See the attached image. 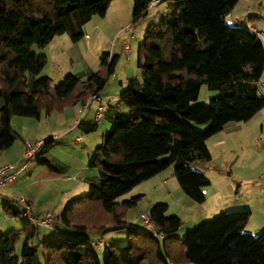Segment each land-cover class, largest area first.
I'll use <instances>...</instances> for the list:
<instances>
[{
  "label": "trees",
  "instance_id": "16d2710c",
  "mask_svg": "<svg viewBox=\"0 0 264 264\" xmlns=\"http://www.w3.org/2000/svg\"><path fill=\"white\" fill-rule=\"evenodd\" d=\"M151 1L132 0L133 23L147 15ZM238 1L158 0L165 2V11L146 28L137 48L140 85L120 96L128 111L113 113L111 127L93 151L91 165L98 166L102 180L67 200L55 215L63 229L81 234L127 228V243L105 246L100 260L90 238L62 233L55 222L52 234L33 243L38 228L23 221L20 248L18 232L0 233V264H264V228L244 231L249 210L222 212L178 239L182 222L166 214L167 203L156 202L148 210L153 224L148 232L124 220L141 195L117 200L173 165L181 190L203 202L202 188L210 181L191 165L211 159L206 140L264 108L258 88L264 45L248 26L225 20ZM110 2L0 0V151L13 143V115L38 118L42 111H61L103 89L117 55L102 53L98 70L84 78L66 73L52 84L40 75L46 57L31 48H43L61 34L79 41L85 23L93 15L104 16ZM202 84L220 95L207 105L193 104Z\"/></svg>",
  "mask_w": 264,
  "mask_h": 264
},
{
  "label": "rangeland",
  "instance_id": "374dc122",
  "mask_svg": "<svg viewBox=\"0 0 264 264\" xmlns=\"http://www.w3.org/2000/svg\"><path fill=\"white\" fill-rule=\"evenodd\" d=\"M252 1L251 4L240 2L235 8L234 11L237 20L241 21L245 26L251 25L255 27L258 32L264 34V0ZM253 5H255V8ZM257 5H259L258 8H256ZM132 8V0H111L104 16L93 15L91 17H94L93 20L90 23L89 20L84 25V30L87 31L90 26L95 25V19L103 21L101 24L97 25L98 27H94L97 37L90 38L89 49L85 51V53L88 62L97 68L96 70L100 68V56L102 53L117 55L118 60L114 69V72L116 71V76L112 78V80L110 79V81L114 79V82L109 86L111 89L118 87L117 80L123 77L124 73H128L131 77L134 76L135 73H140L137 66L138 45L143 40L146 28L150 24L158 22L160 11L165 9V2H159L156 6L149 8L147 15L135 23L132 22ZM248 14H252V16H250L252 18L251 20L256 21H248L250 18ZM244 16H248L249 18L247 17L244 19ZM257 16L259 17L257 18ZM231 18L229 14L226 20L230 22ZM122 41L129 47L128 52L124 49V46L121 45ZM31 50L37 54H47V51L45 52L42 48L36 46H33ZM59 63H62L63 68L66 67L67 69H69L73 63H76L74 71H68L75 74H78L77 72H79L82 66L81 62L78 60L73 63L70 61L63 62L62 57H58L54 61H48L43 71L50 74L52 83L54 84L60 80L56 79V76L61 74L62 69V67L58 66ZM68 72L66 71V73ZM114 72L108 76L107 81ZM258 84L260 93H263L264 71ZM219 95V90L210 89L206 84H202L197 99L193 104L207 105L210 98ZM198 127L202 128L203 125H198ZM14 128L16 129V127ZM206 145L211 154V159L209 161H197L191 165L193 168L202 171L210 181L209 185L202 188L205 198L203 202L198 203L193 201L180 190L181 188L173 174V165H170L165 169V172H163L165 176L172 174V176L167 178V181H169L167 186L159 189V187L151 188L146 184L139 183L117 198L118 201H122L139 194L141 195L136 205L126 209L124 220L133 224L137 229L146 231V225L140 219V214L148 213L150 207L156 202H164L168 205L166 214L177 215L181 219L182 224L175 233L178 239H182L189 230H192L201 222L229 210L251 211L245 227L246 230L244 231L251 232L248 230H253L251 233L255 234L263 229L264 227L261 226L264 224V109L248 122L229 123L224 129L210 136L206 140ZM92 167L95 169L98 166ZM170 181H172L174 185H176V189H179L178 191L182 193L181 197L170 185ZM166 193L170 194L167 195ZM41 196L51 197L52 195L50 194V190L46 188V191L43 192ZM185 199L191 201L190 203L192 205L186 203ZM229 201H231V203H228ZM232 202L240 205H230V209H223V206L232 204ZM48 205L49 204H47V206ZM36 207V213L48 211L56 215L60 214L62 210V207L54 209L40 206ZM14 223H17L15 228H19V224H21V227L24 226L23 221L17 216L13 217L10 214L7 215L2 206H0V230L5 229L4 232H7L8 228L14 227ZM56 226L59 227L62 233L64 232L67 235L86 236L85 233L81 234L65 230L57 222ZM147 229L148 232L153 230L148 227ZM16 230L17 229L14 231L18 232ZM53 232V229L38 228V234L33 239V243H37L45 238L46 235L52 234ZM88 232V238L90 239L95 240L98 238L97 236H99L95 231ZM18 233L20 239L16 243V246L20 248L19 245L22 242L23 236L21 235L22 231ZM128 233L127 228L119 230L110 229L105 232L102 239L108 243V246L113 244L122 246L128 241ZM104 249L105 246L95 248L100 260L103 258Z\"/></svg>",
  "mask_w": 264,
  "mask_h": 264
},
{
  "label": "crops",
  "instance_id": "0c3cea01",
  "mask_svg": "<svg viewBox=\"0 0 264 264\" xmlns=\"http://www.w3.org/2000/svg\"><path fill=\"white\" fill-rule=\"evenodd\" d=\"M240 2H247L248 4H251L253 1L239 0L230 13L232 17L230 22L225 19L227 23L245 26V24H242L241 21L237 20L236 13L234 11ZM253 7L255 8V5H253ZM258 7L259 5L256 6V8ZM164 11L165 9L160 11V17ZM248 16L250 17L252 14H248ZM248 16H244V19ZM258 17L259 16H257V18ZM93 18L90 19L89 23L93 20ZM251 19L252 18L250 17L248 21H252ZM94 22V26H90L87 31L85 30L86 36L84 35L82 39L77 42H72L67 34L54 36L51 41L42 48L45 52L47 51V54L44 55L46 57V64L43 69L47 66L48 61H54L56 58L62 57L63 62L70 61L73 63L77 60L81 62L82 66L79 69V72H77V75L82 78L86 77L90 71L96 70L97 68L88 62L85 53V51L89 49L90 38L97 37V35H95L94 27H98L97 25L101 24L103 21L95 19ZM248 27L251 29L255 28L251 25ZM262 42L264 45V41ZM58 66L62 67L61 74H58L56 76L57 78L55 77L59 80L66 74V71H74L76 63H73L69 69L66 67L63 68L62 63H59ZM42 71L40 72V75L49 76L52 80L50 74H47L44 71L42 73ZM115 72L111 77H109V80L99 92L101 100L103 103L107 104V108L98 124L94 121V115L97 107V103L95 101L89 104L76 125L74 124V120L76 119V111L78 107L83 103L81 101L65 106L61 111H53L50 114H45L42 111L38 118L26 116L17 117V115H13L11 117V128L14 132V140L11 146L0 151V166L10 163L15 165L16 169L15 178L11 182L6 183L0 189V206H2L7 215H9L10 212L8 213L5 210V207L9 208V211H18L20 209L18 201L20 197L24 198L34 209H37L36 206L43 208L48 207L51 209L58 207L61 208L63 207L62 205H64V203L70 198L86 194L91 183L101 182L102 179L100 169H93L91 165L94 148L100 144L102 133L111 127L113 113L117 111H128L127 108L120 103V96L129 87L137 88L140 85V73H135L132 77L128 73H124L123 77L117 80L118 87L111 89L109 86H111L114 82V79L113 81H110V79L112 80V78L116 76ZM262 92L263 93L261 94L264 95V91ZM262 109L255 113L251 118L259 114ZM249 120L245 122H248ZM14 127H16V129ZM49 136L51 137L50 140L44 145V147L41 148L37 158L34 161L23 164L22 150L24 144L26 142L43 140ZM40 160H44V162H39ZM163 172H165V170L141 182L140 184H146L151 188L159 187V189H162L164 186H167L169 182L167 181V178L172 176V174L165 176ZM170 182V185L181 197L182 193L178 191L179 189H176L177 187L172 181ZM46 188L50 190V194L52 195L51 197L41 196L43 195V192L46 191ZM166 194L169 195L170 193ZM185 202L192 205L190 203L191 201H187L185 199ZM228 203H231V201ZM47 204L49 205L47 206ZM230 205L236 206L240 204L232 202V204L223 206V209H230ZM10 215L13 217L17 216L13 214ZM246 224L247 221L245 222L244 230H246ZM13 225L14 227L12 226L11 228H8L7 231H14L17 229L16 231L21 232L23 230L24 226L21 227V224H19V228H15L17 223H14ZM261 227H264V224H262ZM145 230L148 231L146 226ZM4 231L5 229H2L0 230V233H4ZM248 231L252 232L253 230ZM95 232L99 234V236H97L98 238L95 240L104 241L102 237L105 235L106 231ZM88 233L89 232L85 233L87 237ZM49 235L50 234L45 237H48Z\"/></svg>",
  "mask_w": 264,
  "mask_h": 264
},
{
  "label": "built area",
  "instance_id": "2783aa9c",
  "mask_svg": "<svg viewBox=\"0 0 264 264\" xmlns=\"http://www.w3.org/2000/svg\"><path fill=\"white\" fill-rule=\"evenodd\" d=\"M158 0H152L150 2L149 8L156 6ZM261 41H264V34L262 32H258L255 28L252 29ZM86 36V35H85ZM121 45L124 46V49L128 52L129 47L126 45L124 41H122ZM259 85V84H258ZM259 88V86H258ZM96 102L97 107L94 115L95 123H99L104 115V111L107 108V104L103 103L101 100V96L99 93L91 94L77 109L76 111V119L74 120V124L76 125L84 114L86 108L89 106L91 102ZM73 129V128H71ZM50 139L51 137H46ZM45 139L33 142H26L22 151V162L23 164H27L28 162L34 161L38 156L41 148L44 146ZM15 165L13 164H4L0 166V189L6 183L11 182L15 178ZM20 204V209L18 211V218L22 221H27L29 224L37 227V228H45V229H55L56 217L53 213L45 211L41 213H36L35 209L22 197L18 199ZM140 219L143 223L148 227L153 229V224L149 219L148 213H141ZM91 246L97 248L99 246H107V243L102 240H92Z\"/></svg>",
  "mask_w": 264,
  "mask_h": 264
}]
</instances>
